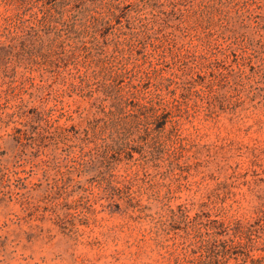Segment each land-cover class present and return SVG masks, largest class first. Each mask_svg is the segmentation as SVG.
Masks as SVG:
<instances>
[{
	"label": "rangeland",
	"instance_id": "1",
	"mask_svg": "<svg viewBox=\"0 0 264 264\" xmlns=\"http://www.w3.org/2000/svg\"><path fill=\"white\" fill-rule=\"evenodd\" d=\"M84 5L0 0V46L19 15L53 14L46 42L64 36L73 14L96 17L64 49L0 62V264H236L182 243L171 211L256 216L264 0H102L83 13ZM114 96L169 121L125 118L128 143L103 152L120 116L107 114Z\"/></svg>",
	"mask_w": 264,
	"mask_h": 264
},
{
	"label": "trees",
	"instance_id": "2",
	"mask_svg": "<svg viewBox=\"0 0 264 264\" xmlns=\"http://www.w3.org/2000/svg\"><path fill=\"white\" fill-rule=\"evenodd\" d=\"M63 1L85 4L82 9V12L85 13L96 11L95 6L101 4L102 0ZM85 16L88 18L84 19L73 14L69 19L70 21L63 22L66 26L64 36L58 30L46 42L43 37L44 30L47 28L48 22L50 20L55 21L56 17L51 13L48 16L38 15L37 12H32L26 18L19 15L20 24L14 31L10 32V36L8 35L7 40L0 46V62L7 61L11 56H16L18 59L32 58L37 53L42 54L44 49L49 53L55 52L58 48L64 49L66 38H75L77 35L87 32L96 19L93 13H86ZM90 21L91 23H89ZM80 47L87 48L82 40L79 42ZM73 53L74 50L72 49L71 54ZM106 86H110V84ZM113 99L115 107L108 110L107 114L120 116L113 121L110 119L111 121L108 123L114 130H110L107 138L104 139L103 152L114 147L120 149L128 143L127 137L130 127L126 125L125 118H131L135 124H139L140 121L159 122L161 128L169 121L165 113L158 112L157 108L146 103L132 102L129 98L121 96H114ZM127 106H131V108H126ZM161 144L162 141H157L156 147ZM100 156L96 149L90 164L99 162L101 159L98 157ZM256 197L258 199L255 206L256 216L252 221L243 222L240 219H234L225 222L216 215L211 216L209 211L203 209L195 211L193 214L187 213L188 209H184L179 215L172 210L171 217L177 216L182 221L183 231L178 235L182 243L187 246L203 248L215 259H220L223 262L233 258L237 261L236 264H264V189L258 192ZM256 252L257 254H255Z\"/></svg>",
	"mask_w": 264,
	"mask_h": 264
}]
</instances>
